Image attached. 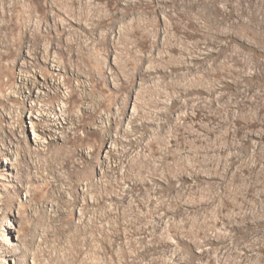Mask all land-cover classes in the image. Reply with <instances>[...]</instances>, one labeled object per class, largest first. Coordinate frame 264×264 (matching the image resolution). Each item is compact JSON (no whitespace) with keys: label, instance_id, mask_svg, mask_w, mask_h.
I'll return each mask as SVG.
<instances>
[{"label":"rangeland","instance_id":"rangeland-1","mask_svg":"<svg viewBox=\"0 0 264 264\" xmlns=\"http://www.w3.org/2000/svg\"><path fill=\"white\" fill-rule=\"evenodd\" d=\"M15 1L0 264H264V0Z\"/></svg>","mask_w":264,"mask_h":264},{"label":"bare ground","instance_id":"bare-ground-1","mask_svg":"<svg viewBox=\"0 0 264 264\" xmlns=\"http://www.w3.org/2000/svg\"><path fill=\"white\" fill-rule=\"evenodd\" d=\"M18 1L16 0L15 2H13V5H12V8H11V10H13V12H12V14H11V27L13 28V30L15 31V30H17L18 28H21V26H20V24L19 23H17L16 22V17H17V12H16V10H18ZM31 16L32 15H30L29 16V18H31ZM7 26V25H6ZM31 26V25H30ZM10 27V28H11ZM46 74V76L48 77V74H47V72H45ZM35 85H37V84H35Z\"/></svg>","mask_w":264,"mask_h":264}]
</instances>
